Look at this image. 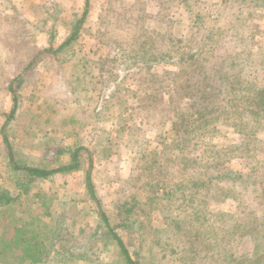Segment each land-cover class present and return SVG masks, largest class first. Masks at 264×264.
Masks as SVG:
<instances>
[{
  "label": "rangeland",
  "instance_id": "374dc122",
  "mask_svg": "<svg viewBox=\"0 0 264 264\" xmlns=\"http://www.w3.org/2000/svg\"><path fill=\"white\" fill-rule=\"evenodd\" d=\"M70 37L74 38L71 44L57 51ZM109 39L113 40L112 47L106 44ZM145 40L148 43L143 45ZM155 43L157 47H153ZM197 46L200 49L191 55ZM151 47L159 52L171 50L168 53L174 59L166 58L152 65L149 72L142 71L143 62L137 65L142 66L140 69L121 67L120 84L107 91V95L99 92L104 85L98 78L95 60L112 56L116 48L125 52ZM179 49L186 51L189 59L181 65L175 53ZM220 62L231 76L236 75L243 82L236 84L235 91L229 88L227 95L244 91L249 79L262 80L264 0H0V174L5 179L0 186L3 183L10 188V144L14 157L45 160L49 168L70 161L69 153L57 158L63 148L79 151L84 161L82 170L62 179L57 177L51 185L44 184L57 196L42 205L43 210L48 206L51 227L42 229L43 222L37 219L42 213L29 211L32 200L25 199L24 207L32 219L25 232L32 236L48 229L46 238L39 239L47 247L56 227L55 217L63 216L69 220L70 229L63 244L57 245L59 251L69 248L85 253L87 258L80 260L69 255L62 263L46 264H126L110 229L100 224L96 202L88 198L87 175L96 198L105 208L109 209L121 195L127 196L126 180L136 163L142 155L160 151L170 143L173 117L181 108L188 107L190 101L185 92L173 86L182 74L181 68L201 64L202 71H209L219 68ZM240 69L242 74L238 73ZM169 82L171 86L166 87ZM10 87L18 97V107L7 122L14 107ZM69 87L75 91L69 92ZM213 120L175 162L169 159L167 167V159H163L158 165H165L162 170L168 178L171 174H175L174 180L186 176L179 174L183 171L180 163L184 164L182 160L187 156L219 162L228 170L245 175L262 165L264 127L254 136L244 135L236 127ZM3 136L8 137L9 147ZM143 180L148 182L145 177ZM234 189L237 198L242 196L241 192L246 193L243 185ZM146 190L149 193L148 187ZM223 196L217 197L222 201L210 202L207 209L212 213L241 215L240 199L233 201ZM167 203L168 200L160 201L152 209L150 222L156 230L152 235L162 239L160 245L153 244V251L160 258L164 256L163 264H176L177 254L172 252L169 242L177 237L168 230L164 219V212L168 214L170 210L163 208ZM170 203L178 204L177 197ZM170 208L177 211L176 206ZM3 215L0 220L5 227L0 230V237L10 250L15 242L10 232L12 219ZM84 221L92 222L89 227L93 230L83 227ZM114 232L134 258L143 237L135 227ZM16 235L23 236V230ZM238 242L233 246L236 256L256 258L264 252L260 240L251 235ZM16 251L19 255L20 251ZM15 259L8 260L10 264H27ZM259 262L264 264V258Z\"/></svg>",
  "mask_w": 264,
  "mask_h": 264
},
{
  "label": "trees",
  "instance_id": "16d2710c",
  "mask_svg": "<svg viewBox=\"0 0 264 264\" xmlns=\"http://www.w3.org/2000/svg\"><path fill=\"white\" fill-rule=\"evenodd\" d=\"M73 39L70 37L57 51H63ZM112 42L113 40L109 39L106 44L112 47ZM167 42L169 43V40ZM146 43H148L147 40L143 42V45ZM153 47H157L156 43ZM153 47L133 48L125 52L113 48L112 56L99 57L95 60V68L98 67L99 71L98 78L101 80V86L104 85L99 92L106 94L112 87L120 84L121 67L140 69L143 66L142 71L149 72L153 69L152 65L166 61V58L174 59L173 54L168 53L171 50L159 52ZM198 48L199 46L191 55L194 56ZM175 53L180 65L189 60L186 59V51L179 49ZM141 62H143L142 66H137ZM200 65L178 67L181 68L182 74L177 77V82H173V86L184 91L190 102L187 108H181L173 117L171 124L173 138L170 143L160 151H154L147 156L142 155L143 157L136 163L126 180L127 196L121 195L109 209L105 208V205L96 198L94 186L87 175V188L90 198L98 206L96 213L100 224L110 229L118 252L126 264H163L161 260L164 256L160 258L157 252L153 251V244L160 245L162 239L158 238V235L153 237L152 232L155 234L156 230L150 221L153 218L152 209L155 205L159 206L160 201L166 202V200L168 205L165 204L163 208L167 207L170 210L168 214L164 212L165 224L177 237V239L170 238L173 240L169 242L172 252L177 254L174 258L176 264H179V261L182 264H205L206 261L208 264H242L246 261L248 264H260V258H264V252L259 257L248 258L245 254L236 256V251L233 250L234 243L238 245V241L251 235L260 240L264 251V219L262 218L264 217V162L245 175L228 170L219 162H204L187 156L182 160L184 164L180 163L183 171L179 174V176L181 174L186 176L177 180H174L175 174L167 177L166 172L162 170L165 169V165L158 168L163 159H167L165 162L168 167L169 159L175 162V158L188 151L193 146L195 137L208 127L211 119H214L215 123L223 121L227 125L236 127L239 133L244 135L254 136L264 127V73L262 80L252 82L249 79L245 81L244 91L238 92L239 94L232 93L230 96L227 95L228 89L235 91L236 84L243 82H240L236 75L231 76L221 62L219 68L209 71H202ZM126 69L128 71V68ZM234 72L237 73L235 70ZM242 72V69L238 70L239 74ZM156 76L158 75L153 77L156 78ZM170 83L166 87H170ZM10 89L14 107L7 117V122L17 112L18 107V97L13 88L10 87ZM67 89L69 92L75 91L74 88ZM4 141L9 147L7 136H4ZM69 150L70 148L59 150L57 157L69 153L71 158L67 163L61 162L59 166L53 168H49L48 165L41 168H28L27 171L30 175L48 178L55 174H69L82 170L84 161L81 160L79 151ZM142 176L148 182H144ZM239 185H243L246 193L241 192L242 196L237 198L234 188ZM147 187L149 193H147ZM222 195H224L223 198L233 201L240 199L241 215L228 212L212 213L207 209L210 202L222 201V198H217ZM176 197L178 204L172 205L170 201ZM7 204H10L8 193L0 191V207ZM171 206L177 207L175 213ZM251 214L252 218H250ZM54 221L56 227L47 247L43 244V240L39 239L43 236L46 238L48 229L44 233L31 234L32 236L23 232L24 235L12 243L13 250V246H10V250L8 249L5 245L8 243H5L1 236L0 262L12 263L9 262V257H15V260L28 264H46L48 261L62 263L69 255L78 256L77 259L80 260L85 259V253H75L69 248L63 252L59 251L57 245L63 244L70 225L69 220L63 216L55 217ZM131 227H135L136 233L144 239L142 245L134 252V258L123 240L114 232V229ZM86 229L93 230L92 227ZM23 245L26 247L23 248ZM17 249L20 251L19 255L16 254Z\"/></svg>",
  "mask_w": 264,
  "mask_h": 264
},
{
  "label": "crops",
  "instance_id": "0c3cea01",
  "mask_svg": "<svg viewBox=\"0 0 264 264\" xmlns=\"http://www.w3.org/2000/svg\"><path fill=\"white\" fill-rule=\"evenodd\" d=\"M1 132V130H0ZM4 139V136H3ZM0 141L3 142L1 139ZM11 146V144H10ZM23 153V149L21 150ZM11 152V151H10ZM12 153V152H11ZM10 153V154H11ZM31 157V156H30ZM46 157V156H45ZM31 158L27 159L26 157L22 160L21 158H16L12 154L10 156V173L8 174L9 176V184L10 188L6 187L5 184L2 183L3 186H0V191L7 192L8 196L10 198V204L4 205L0 207V219L4 216L3 214H7V216L10 215V232L11 236L13 238V241L19 240L21 237H17V232L23 230L25 232V229H28L32 223H31V217L29 216V213L27 208L24 207L25 205V199L29 198V200H32V208L29 211L36 212L40 214L37 219H41L44 225L42 229L45 226H50L52 223L51 216L48 212V206L45 207V210H43V206L45 205L44 202H47L49 200H53V198H57L55 196V193L52 194L51 188L50 187H45L47 183L50 185L53 184L55 180H57V177H63L65 178L66 176H70L71 174L75 173H69V174H55L51 177L48 178H41L39 176H33L30 175L29 172L27 171L28 168H41V166H45V160H32L30 161ZM4 163L7 164V161L4 159ZM0 173L2 172V168H0ZM4 181V174H0V182ZM45 184V185H44ZM6 187V188H5ZM54 192V188L52 190ZM71 197V195H69ZM90 196H88L89 198ZM88 198H85L87 200ZM67 213V212H66ZM91 213V212H90ZM50 216V217H49ZM49 218V219H48ZM33 222V221H32ZM84 226L83 227H89L92 226V222L89 221H84ZM5 227V223L0 220V230ZM51 227V226H50ZM31 231V230H30ZM2 234H0L1 236ZM0 264H4L1 263ZM28 264V263H27Z\"/></svg>",
  "mask_w": 264,
  "mask_h": 264
}]
</instances>
